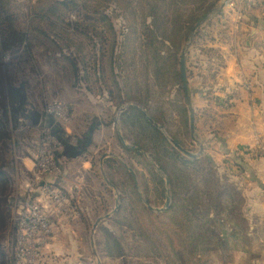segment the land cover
I'll return each instance as SVG.
<instances>
[{
  "label": "rangeland",
  "instance_id": "374dc122",
  "mask_svg": "<svg viewBox=\"0 0 264 264\" xmlns=\"http://www.w3.org/2000/svg\"><path fill=\"white\" fill-rule=\"evenodd\" d=\"M176 1L196 15L210 14L221 5V2L216 0H209L207 5ZM249 1L252 2V0H235L234 5L228 7L229 12L220 11L228 16L240 15L239 19L233 17L230 24L228 22L225 25L219 24L215 19L217 12L213 13L212 18L210 17L214 19L212 26L205 22L200 26L201 33L197 38L194 35L190 42L187 51L190 71L193 72V62L196 64L197 73L198 68H207L201 71L198 77L200 81L203 79L202 75L207 79L205 83L207 86L199 82L200 94L203 90L208 94L209 90H205V87L218 86L219 78L222 87L225 88L228 82L234 86L225 88L223 94L229 96L230 102L227 105L231 114L226 117L216 116V113L221 111L216 108L217 104H221L220 101L193 104L196 106L195 138L203 145L202 153L196 158L204 167V171L197 172L179 165L183 173L179 180V201L176 200L177 205H186L190 203L191 197L189 198L188 195L192 192L201 194L204 203L199 207L205 209V203L212 199L218 205L220 217L224 219L223 227L226 228L232 226L233 222L228 217L235 218L238 211L247 210L246 215L250 224L247 232L231 240L234 264H239V259L248 252L244 248L247 241L254 244L252 249L259 259L264 257V229H262L264 215L252 214L249 209L250 198H255L260 190H264V180L255 174L254 168L247 173L245 171L247 166L239 165L238 167L241 166L240 168L245 170L237 169L240 171L238 173L231 168L236 164L235 161L226 167L227 162L221 158L222 153H227L233 159L237 158L235 150L239 142L237 139L241 134L234 131V128L240 126L239 122L246 111L248 112L244 107L245 104L236 102L235 91L239 83L233 81L232 77L241 70L250 71L253 60H258L259 57L264 60V52L257 53L247 48L248 35L239 31L240 26L243 28L241 17L245 14L249 19L264 20V6L251 9L248 5ZM0 4L5 11L1 16L3 19L6 18V14L9 17L14 15V26L17 29L21 31L30 29L33 32L35 21L27 17L29 13L37 10L35 0H0ZM76 17H78L77 13L72 11L67 19L75 20ZM113 21L115 29L120 30L124 23L122 18L114 17ZM5 28L6 24L0 20V36ZM203 30L210 37L203 38ZM33 35L32 42L36 43L37 36ZM82 44L84 49H88L87 42L83 41ZM263 47L264 38L261 39L260 49ZM207 48L211 51H205ZM22 50L25 51V48L22 47ZM29 55L28 58L25 53L21 56L18 52L0 54V121L7 132V136L0 141V167L7 173V182L0 187V210H3L6 218V222L0 219V246L5 254L6 264H97V260L100 264H124L121 257H116L119 249L115 241L100 235L98 231L100 222L105 223V227H109L114 234L110 233L119 240L117 243L121 244L123 254L127 257V264H137L138 261L146 259L145 254H149V248L144 244H137L127 229L128 226L134 225L132 209L133 205L138 208V203L132 199L137 200V198L125 170L116 173L123 174L120 176V181L123 183L119 184L118 176H112V172L107 170L105 160L113 157L122 162L124 168L133 169L137 178L135 182L137 196L138 185L142 196L145 199L149 197L153 201L150 204L152 207L163 208L167 202V193L163 199L161 188L158 192L159 184L156 185L155 176L149 172L147 161L150 162V158L155 163L153 165L150 162V166L157 172H159L158 165L148 151L138 146L135 147L143 150L147 156L139 152L135 154L127 151L129 147L124 146L119 135L125 144H133L119 122V110L114 113V123L110 121L107 125L106 121H109L111 116H106L101 110L103 105L100 96L73 91L66 92V95L61 97L50 95L48 85L37 83L36 78L31 76L32 68L41 70L46 68L45 58L42 54L39 56L36 54L33 59L30 53ZM84 55L87 57L89 53L86 51ZM232 73L235 75H231ZM211 74L214 75L213 78ZM196 79H192V83L197 82ZM240 80L238 75L237 81ZM175 81L169 77L165 79L162 89L160 86L153 88L154 100L157 99V105L163 106L165 115L172 123L167 125L169 129L159 124L161 127L159 130L166 137L168 145H172L169 140H173L171 132L183 142L184 149L196 153L198 143L191 139L190 130L185 127L186 124L189 127L185 95ZM242 81L249 82L250 79L247 77ZM15 92L17 102L11 96ZM22 106L25 108L30 106L31 111L27 112ZM209 113L210 115L215 113V117H210ZM49 116L62 134L54 133L52 127L47 125ZM218 122L222 125L221 132L218 131ZM229 139L232 142L226 143ZM72 146L79 148L80 151L72 153L70 149ZM133 150L137 151L135 148ZM103 154L109 156L104 158L101 168ZM160 154L168 159L162 150ZM104 176L109 181L110 179L117 181L121 191L114 184L115 189H113ZM167 187L169 189L168 185L166 189ZM116 192L119 194V210L116 209ZM228 192H238L242 203L237 212H229L226 207L225 199ZM121 193L132 199L125 200L121 204ZM2 200L4 207L1 206ZM258 203L264 205L263 196L258 199ZM107 213H110V216L102 218L93 228L98 217ZM139 221L143 223L141 218ZM197 223L198 229L208 234V225L201 226L199 221H192L194 226ZM242 236L244 238L241 239ZM193 244L192 239L189 241V248H192ZM93 249L96 251L95 255ZM150 256L152 258L147 257L146 260L148 263L164 264L152 252ZM247 257L250 258L249 255ZM255 264L264 263L256 261Z\"/></svg>",
  "mask_w": 264,
  "mask_h": 264
},
{
  "label": "trees",
  "instance_id": "16d2710c",
  "mask_svg": "<svg viewBox=\"0 0 264 264\" xmlns=\"http://www.w3.org/2000/svg\"><path fill=\"white\" fill-rule=\"evenodd\" d=\"M181 1L203 4L209 0ZM256 6H264V0L257 2ZM35 8L37 10L29 13L27 17L35 21L33 32L30 29L21 31L14 26V15L9 17L6 14L4 19L1 17L5 11L0 4V20L6 24L4 33L0 36V54L18 52L19 56L25 53L29 58L30 53L32 59L36 54L38 56L42 54L46 68L43 70L32 68L31 76L36 78L37 83L48 85L50 95L61 97L65 96L66 92L73 91L100 96L103 105L101 110L106 116H111L109 121H106L107 125L110 121L114 123L115 112L122 106L131 104L120 113L119 122L131 143L148 151L158 165L159 172L152 169L150 162L147 161L149 172L155 176L156 185L160 186L158 192L161 188L163 199L166 197L164 177L168 180L170 205L162 212H152L137 196L134 178L123 164L113 157L105 160L107 170L112 172V176H118L119 184L123 183L120 181L123 174L116 173L125 170L137 198V200L127 198L120 194L121 204L129 199L137 201L138 208L133 205L132 209L134 225L128 226L127 229L137 244H144L149 248V254L144 255L146 259L138 261L137 264H150L146 260L152 258L151 252L164 264H234L231 240L245 234L250 225L247 210L237 212L242 203L238 192H228L225 199L228 211L238 213L235 218L228 217L233 220L229 228L223 227L224 219L220 217L218 205L212 199L205 203V209L199 207L204 203L201 194L192 192L188 195L191 197L189 204L177 205L179 180L183 173L179 165L197 172L204 171V167L198 158H188L172 145H168L164 134L145 117V114L148 115L164 127L172 124L165 115L163 106L157 105V99L154 100L153 88L160 86L162 89L165 79L171 77L179 84L181 92H184L180 52L193 26L205 14H193L176 0H35ZM72 11L77 13L78 17L75 20L67 19ZM114 17H121L124 21L120 30L115 29ZM201 31L199 27L195 32V38ZM33 34L37 36L36 43L32 42ZM205 37L210 36L204 31L203 38ZM83 41L89 45L88 49H84ZM22 47L25 51H21ZM208 48L205 51L210 52ZM261 50L264 52V47ZM86 51L89 53L87 57L84 55ZM186 62L189 84V77H192V82L200 73L188 69L187 57ZM193 67L196 68L194 62ZM202 68H198L197 71L207 69ZM213 77L211 74V78ZM202 78L201 81L207 83L206 77L202 75ZM200 92L201 89L198 88L194 93L198 95ZM13 93L11 96L16 101L17 93L14 95ZM189 93L191 95L190 89ZM193 108L196 118V110ZM25 109L27 112L31 111L30 106ZM47 125L52 127L54 133L62 134L50 116ZM185 127L188 129V124ZM170 135L176 143L184 147L183 142L174 133L170 132ZM6 136L7 132L0 121V141ZM125 138L128 139L127 136ZM257 147L258 145L251 152L254 157H259ZM70 149L72 153L80 151L73 146ZM160 150L165 157L171 159L162 157ZM127 151L138 153L129 148ZM236 160L237 165H243L244 161L240 156H237ZM240 167L237 166L238 169ZM5 182L7 173L0 167V187ZM110 182L121 191L117 181L110 179ZM143 192L145 194V188ZM146 199L149 204L153 203L149 197ZM1 206L4 207L3 200ZM0 219L6 222L3 210H0ZM194 220L199 221L201 226L207 224L208 234L198 229V223L194 226L192 224ZM98 231L101 236L105 235L115 241L119 249L116 257H121L122 262L127 264V257L124 256L121 244L117 243L119 240L113 235V231L105 227L103 222L99 223ZM192 239L194 244L189 248V241ZM253 246L251 241L245 243L244 248L248 252L239 259V264H254L259 259L256 252H253ZM6 261L0 246V264H6Z\"/></svg>",
  "mask_w": 264,
  "mask_h": 264
},
{
  "label": "crops",
  "instance_id": "0c3cea01",
  "mask_svg": "<svg viewBox=\"0 0 264 264\" xmlns=\"http://www.w3.org/2000/svg\"><path fill=\"white\" fill-rule=\"evenodd\" d=\"M216 1L221 2V0H216ZM260 1L262 0H252V2L249 1L250 2L248 4L249 8L253 9L254 7H256L257 2H260ZM207 2H205L206 4L204 3V5L209 4V2L208 3ZM234 3H235V0H231L229 5L226 6L222 10H224V12H229L230 11L229 8H231V5L233 6ZM224 15H226V13L224 14L217 13L215 15V19L218 21L219 24L225 25L227 22L230 24L231 23L230 21H232L233 17H236L235 15H229V16L228 15L224 16ZM211 18L205 21L210 26H212L211 23L214 21V19H211ZM241 19L243 20L244 24H243V28L240 26L239 31L247 33L248 35V40L246 44L247 48H250L257 53L261 52L262 51L260 49L261 39L264 38V20L260 18L249 19L246 17V14L242 16ZM203 28H205V25ZM257 53L255 54L257 55ZM188 69H189V66H188ZM193 71L196 73V68L193 67ZM200 72L201 70L198 71V73ZM231 75H235V74L232 73ZM238 75L241 78L240 81H237ZM247 77H249L250 79L249 82L242 81L244 78H247ZM232 78H233V81H236L239 83L238 88L235 91V97H237L236 102L238 103L242 102L243 104H245L244 106L246 107L245 109H248V112L246 111V114L243 116V119L239 122L240 126H237L234 128V131L241 134V136H239L237 139V141L239 142H237V146H236L237 148L235 151L237 153V156H240L241 159H243L245 163V164L243 163V166L244 167L247 166L245 171L248 173L250 169L254 168L255 174L258 177L263 178L264 180V156L261 155L259 157L258 156L254 157L253 153H251L252 150H254L258 144H264V60H262L261 57H259L258 60L257 59H255V61L253 60V64L250 68V71L241 70L240 73H238L236 76H233ZM219 81H220V78L218 79V86L212 85L210 87H205L206 88L205 90H209L208 94L204 90L201 94H198V95L194 93L198 88L200 89L199 82H201L204 86H207L206 84H204V82L200 81V79L198 78H197V82L192 83L191 78L189 77L188 87L191 91V95H190L191 101H192V104L194 105L200 102H204V101H210L214 103H217L216 101H220L221 104H217L218 106L215 105L217 109H221V111H218V113H216V116H219L220 118H222V117H226L231 114V111L228 109L229 105H227V103L229 102V96L228 95L224 96L223 94L226 91L225 88L229 86L233 88L234 84L227 81L228 85L224 88L221 86ZM245 82L249 83L250 89H252V92L250 94H248L247 91L244 89L243 85H245ZM194 105L193 107H196ZM210 117L214 118L215 113H213V115L211 114ZM218 126H219L218 131L221 132L220 127L222 125L220 124V122H218ZM230 142L232 141H230L229 139L226 143H230ZM221 158L225 162H227L225 164L226 167H228V165H232L233 161L237 163V160L233 159V157H229L227 153H222ZM233 165L234 166L231 167L232 170L233 171L236 170L238 173H240V171L238 170H241V168L239 169L237 168V166L239 165L237 164H233ZM262 196L264 197V190H260L259 195L255 196V198L253 197L250 198L249 209L252 214H257L260 216L264 215V205L262 206L258 203V199ZM256 197H257V201H256ZM260 261L264 263V257L257 260L258 263ZM255 263L256 262H254V264Z\"/></svg>",
  "mask_w": 264,
  "mask_h": 264
},
{
  "label": "water",
  "instance_id": "95a60500",
  "mask_svg": "<svg viewBox=\"0 0 264 264\" xmlns=\"http://www.w3.org/2000/svg\"><path fill=\"white\" fill-rule=\"evenodd\" d=\"M223 4H221L216 10L214 11H211L210 14H205L204 16H202L196 23L195 25L193 26L190 34H189V37H188V40H187V43L185 44V46L183 47L181 53H180V71H181V77H182V86H183V91H184V95H185V99H186V104H187V109H188V113H189V130H190V137L193 141L197 142L198 143V151L196 153H192V152H189L187 151L186 149H184L182 146H180L178 143H176L174 140L172 139H169L170 142L172 143V145L179 151H181L182 153H184L185 155H187L188 157L190 158H193L195 159L198 155H200L202 153V150H203V145L202 143H199L196 138H195V113H194V108H193V104H192V101H191V96H190V93H189V87H188V80H187V73H186V57H187V51H188V48H189V45H190V42L191 40L193 39L194 35H195V32L196 30L206 21L208 20L213 13L215 12H219L223 9ZM126 108V106H122L120 109H119V113H121L122 111H124V109ZM145 114V113H144ZM145 117L146 119L149 121V123L151 125H153L155 128L157 129H160L161 130V127L159 126V124H157L155 121H153L148 115L145 114ZM120 137V140L121 142L124 144V146H127L129 148H132L133 149L135 148L137 150V152H139L140 154L144 155V156H147V154L141 150L140 148L138 147H135L133 145H130V144H125L121 135H119ZM113 155V154H112ZM106 156H109L108 154H103L102 155V158H101V168H102V164H103V160L104 158H106ZM114 156V155H113ZM150 162L155 165V163L149 158ZM122 163V162H121ZM128 171L132 174V176L134 177L135 179V182H136V175H135V172L133 169L127 167ZM106 182L113 187V189H115V186L109 181L106 179V177L104 176ZM165 179V184L168 185V180L166 177H164ZM137 185V183H136ZM137 193H138V196L140 197V199L144 202V204L147 206L148 209L152 210V211H156V212H162L165 210V208H167L169 205H170V193H169V189L167 187L166 189V193H167V202L165 204V206L163 208H154L152 207L148 201L142 196V193L140 191V189L138 188V185H137ZM119 206V194L118 192H116V209L118 208ZM114 211V210H113ZM110 216V213H107L105 214L104 216L102 217H98V219L95 221L94 225H93V228H95L98 224V222L102 219V218H106ZM94 251V255L96 254V251L95 249H93ZM97 264H100L99 260H97Z\"/></svg>",
  "mask_w": 264,
  "mask_h": 264
},
{
  "label": "built area",
  "instance_id": "2783aa9c",
  "mask_svg": "<svg viewBox=\"0 0 264 264\" xmlns=\"http://www.w3.org/2000/svg\"><path fill=\"white\" fill-rule=\"evenodd\" d=\"M231 2V0H221V4H223V9L229 5V3ZM238 19L240 18V15H235ZM244 89L247 91L248 94H250L252 92V89H250V85L249 83L245 82ZM257 152L259 154V156H264V144H258L257 147Z\"/></svg>",
  "mask_w": 264,
  "mask_h": 264
}]
</instances>
